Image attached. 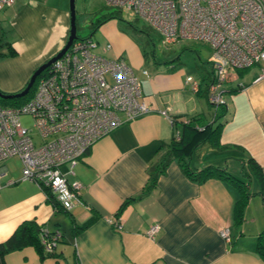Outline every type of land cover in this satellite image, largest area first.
<instances>
[{
    "label": "crops",
    "instance_id": "obj_1",
    "mask_svg": "<svg viewBox=\"0 0 264 264\" xmlns=\"http://www.w3.org/2000/svg\"><path fill=\"white\" fill-rule=\"evenodd\" d=\"M69 6L70 0H16L0 10L2 52L9 46L15 52L0 56L2 92L22 89L32 72L63 47ZM94 31L104 41L101 52L127 57L140 80L141 99L151 111L123 121L73 166H62L67 180L79 184L82 200L69 209L58 207L37 182L22 178L21 164L11 172L9 158L2 161L0 242L25 220L42 225L41 236L45 231L60 233L55 255L41 258L27 245L6 253L3 264H264L256 248L264 235V78L256 79L264 61L237 70L224 85L217 140L200 146L188 160L195 171L215 167L230 176L197 181L173 159L140 195L174 133L168 116H205L199 99L203 95L190 89L182 67L154 65L146 70L140 48L115 19L108 18ZM8 180L14 183L7 185ZM238 181L247 184L246 195ZM114 222L120 223L119 229ZM153 224L159 229L150 237L147 231ZM224 226L229 227V241L220 236Z\"/></svg>",
    "mask_w": 264,
    "mask_h": 264
},
{
    "label": "built area",
    "instance_id": "obj_2",
    "mask_svg": "<svg viewBox=\"0 0 264 264\" xmlns=\"http://www.w3.org/2000/svg\"><path fill=\"white\" fill-rule=\"evenodd\" d=\"M104 1L114 9L145 19L160 34L163 44L187 38L209 45L207 62L212 74L208 81L191 76L185 80L194 93H202L216 107L225 104L223 87L237 70L264 61V0ZM15 2L0 0V10ZM97 45L90 36L77 37L37 76L25 101L18 105L0 103V175L2 161L17 156L22 178L37 182L62 209L82 203L79 184L67 180L62 166H73L98 138L123 121L151 111L141 99V83L132 67L123 57L110 58L96 52ZM261 78L264 67L256 77ZM161 113L168 116L165 110ZM22 116L31 119L38 142L31 127L23 125ZM168 119L175 127L173 117ZM174 131L178 138L180 128ZM113 226L119 229L120 223ZM158 229L159 225L153 224L147 234L153 237ZM219 233L225 241L230 240L228 226ZM59 238L58 231H45L41 238L45 251H52Z\"/></svg>",
    "mask_w": 264,
    "mask_h": 264
},
{
    "label": "rangeland",
    "instance_id": "obj_3",
    "mask_svg": "<svg viewBox=\"0 0 264 264\" xmlns=\"http://www.w3.org/2000/svg\"><path fill=\"white\" fill-rule=\"evenodd\" d=\"M75 9L77 37L85 38L91 34V38L98 41L95 51L111 58V56L101 52V48L103 49L105 44L103 45L104 41L100 37L99 32L94 31V24L104 15L113 11L114 8L107 5L104 0H75ZM113 19H115L119 30L126 36L133 38L136 45L140 48L144 57L143 65L146 67V70L154 65L162 67L164 65L174 64L176 67L184 68L185 75L198 78L199 80L203 78L202 76H205L204 74H207L203 79L205 80L204 82L208 81L211 71L209 62L206 61L211 54V47L209 45L187 38L172 45L163 44L160 34L145 19L131 15V13L125 10H120L119 17ZM1 46L0 52H2ZM121 56L135 71L127 57L124 55ZM187 76H185V79ZM224 97L225 95L223 94V99H225ZM199 99L202 101V108L205 110V120L208 123L212 122L213 125H216L218 118L216 117L213 120L215 106L210 104L204 95L199 97ZM21 121L23 125L31 127L34 140L38 142L39 135L35 128L32 127L31 119L28 116H22ZM20 164L17 156L9 157L7 161L8 169L11 172H16V169L20 168Z\"/></svg>",
    "mask_w": 264,
    "mask_h": 264
},
{
    "label": "trees",
    "instance_id": "obj_4",
    "mask_svg": "<svg viewBox=\"0 0 264 264\" xmlns=\"http://www.w3.org/2000/svg\"><path fill=\"white\" fill-rule=\"evenodd\" d=\"M119 15L120 10L114 9L113 11L100 18L97 23L94 24V26L96 27L100 25L108 18H118ZM14 53V50L9 46L8 52H0V56L13 55ZM33 87L34 85L32 86L29 94L26 96L13 99L0 98V103L3 105H18L29 97L30 93H32L31 91H33ZM224 109V105L216 107L213 120H215L216 117L220 119ZM172 117L175 121L174 128H180L178 138L176 137L174 131L170 142L166 145L167 149L165 153L161 156L159 163L155 166V169H153V171H150V182L147 186V189L144 190V192L140 193V195L147 193L148 189L154 186L157 176L161 172H163L166 164L173 159L177 160L182 166L183 170L197 181H203L209 176L215 175L225 178L230 176L229 173L225 170H221L215 167H204L202 169H199L198 171H195L191 169L188 164V160L200 146L204 145L205 143H215L219 132L220 122H217L216 125H213L212 122L208 123L205 120V116L203 114L194 115L188 119H182L181 115ZM238 184L242 194L246 195L248 193L247 184L241 181H238ZM50 199L52 202H54L53 197H50ZM54 205L58 206L56 202H54ZM42 230V225L38 224L34 220L22 221L7 239L0 242V264H3V257L6 253L12 250L20 249L27 245L34 246L40 254L41 258L55 255V246L52 247V251H45L44 244L41 241ZM257 240V251L262 256H264V235H260Z\"/></svg>",
    "mask_w": 264,
    "mask_h": 264
},
{
    "label": "water",
    "instance_id": "obj_5",
    "mask_svg": "<svg viewBox=\"0 0 264 264\" xmlns=\"http://www.w3.org/2000/svg\"><path fill=\"white\" fill-rule=\"evenodd\" d=\"M69 12H70V28H69V35L67 37L66 43L63 45V47L52 57L48 58L46 61L41 63L30 75L27 83L25 86L20 89L17 92L14 93H5L0 90V98L4 99H13L17 97H22L26 95L30 88L33 86L35 79L37 76L44 71L47 67L50 66V64L55 61L57 58H59L65 51L66 49L70 46L72 41L77 38L76 30H77V25H76V9H75V4L74 0H70V6H69ZM91 36V34L89 35Z\"/></svg>",
    "mask_w": 264,
    "mask_h": 264
}]
</instances>
